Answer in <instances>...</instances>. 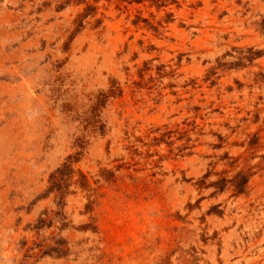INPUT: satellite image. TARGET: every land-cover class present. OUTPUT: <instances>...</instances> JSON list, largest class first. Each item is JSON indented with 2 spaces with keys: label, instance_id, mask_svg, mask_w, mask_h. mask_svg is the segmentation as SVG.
I'll list each match as a JSON object with an SVG mask.
<instances>
[{
  "label": "rangeland",
  "instance_id": "obj_1",
  "mask_svg": "<svg viewBox=\"0 0 264 264\" xmlns=\"http://www.w3.org/2000/svg\"><path fill=\"white\" fill-rule=\"evenodd\" d=\"M65 1L0 0V264H264V0Z\"/></svg>",
  "mask_w": 264,
  "mask_h": 264
},
{
  "label": "trees",
  "instance_id": "obj_2",
  "mask_svg": "<svg viewBox=\"0 0 264 264\" xmlns=\"http://www.w3.org/2000/svg\"><path fill=\"white\" fill-rule=\"evenodd\" d=\"M76 1L77 3H82V2H85V0H74ZM72 2V0H66L63 4L59 5L58 6V9H63L64 7L68 6L70 3ZM77 160V157H69L68 158V162L65 163V168H69L70 167V163L74 162ZM70 169V168H69ZM50 181L52 183L51 187L49 188V192H53V191H56V192H59V195L60 196V199L61 201H59V203L61 204L62 203V194H64V191H63V186L61 184V180L60 179H57L55 174H53L50 178ZM244 182H246V179L244 180Z\"/></svg>",
  "mask_w": 264,
  "mask_h": 264
}]
</instances>
